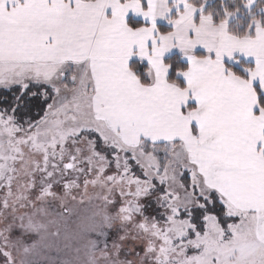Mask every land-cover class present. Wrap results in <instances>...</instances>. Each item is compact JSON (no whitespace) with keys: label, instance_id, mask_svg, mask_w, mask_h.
I'll return each instance as SVG.
<instances>
[{"label":"snow or ice","instance_id":"1","mask_svg":"<svg viewBox=\"0 0 264 264\" xmlns=\"http://www.w3.org/2000/svg\"><path fill=\"white\" fill-rule=\"evenodd\" d=\"M0 264H264V0H0Z\"/></svg>","mask_w":264,"mask_h":264}]
</instances>
